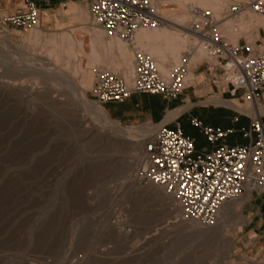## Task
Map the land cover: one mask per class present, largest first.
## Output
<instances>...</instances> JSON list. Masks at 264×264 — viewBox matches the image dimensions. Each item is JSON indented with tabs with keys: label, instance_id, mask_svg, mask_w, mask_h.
Segmentation results:
<instances>
[{
	"label": "rangeland",
	"instance_id": "1",
	"mask_svg": "<svg viewBox=\"0 0 264 264\" xmlns=\"http://www.w3.org/2000/svg\"><path fill=\"white\" fill-rule=\"evenodd\" d=\"M153 1L161 11L175 0ZM225 2L229 7L233 0ZM82 8L88 17L83 16ZM82 8L73 20L60 15L56 25L41 19L35 27H16L0 21V32L20 44H5L8 59L0 54V264H264V225L254 230L261 218L250 223L252 213L246 209V195L232 204L242 207L244 223L238 225L241 221L232 210L228 220L222 217V231L217 238L202 242H195L198 237H193L190 227L178 229L172 225L179 220L163 216L157 211L160 206L122 196L120 186L127 174L115 171L127 157V149L87 134V129L99 123V117L83 108L75 91L69 88V77L76 85L88 87L85 76L93 78L94 69L104 67L121 73L126 67L117 65L120 55L115 48L111 66L108 59L90 65L87 49L79 51L77 36H89L85 27L105 33L91 23L86 1ZM194 9L187 10L188 23ZM244 34L241 35L246 37ZM249 34L253 41L258 38L255 33ZM225 36L232 40L231 35ZM21 53L26 61L20 58ZM54 53L59 56L55 58ZM54 58L56 68L52 67ZM205 60L208 58L204 54L198 63L188 65L192 78L186 84H195V91L187 89L175 104L177 108L189 105L178 120L182 125L186 122L194 135L198 129L190 123L192 114L215 126L224 121L212 109L229 110L249 119L256 115L206 102L210 97L232 99L225 93H216L202 75L193 72ZM28 65L55 68L66 79L57 81L53 74H33ZM91 84L86 96L93 102ZM7 85L21 88L10 91ZM136 99L101 106L115 122L132 128L152 121L150 111L143 107L148 96L137 94ZM236 100L244 105L250 103ZM258 107H264V101H258Z\"/></svg>",
	"mask_w": 264,
	"mask_h": 264
},
{
	"label": "built area",
	"instance_id": "2",
	"mask_svg": "<svg viewBox=\"0 0 264 264\" xmlns=\"http://www.w3.org/2000/svg\"><path fill=\"white\" fill-rule=\"evenodd\" d=\"M86 1L91 23L107 37H117L134 49V71L130 77L106 68L94 69L90 89L93 102L123 103L135 94L158 95L171 102L192 86L184 80L191 51L182 55L169 76H164L155 60L134 45L137 30L165 24L158 4L153 0ZM23 2L24 8L7 16L5 22L16 27L37 26L40 10L36 0ZM246 10L264 17V0H233L221 19H215L209 9L196 8L189 30L197 39L196 49L202 48L208 58L204 62L214 68L206 79L210 86L231 99L258 103L264 101V27L259 28L255 41L242 35L236 43L229 42L220 29L222 20L239 18ZM162 121L147 123L154 131L141 139L136 176L144 187H160L181 207L184 221L210 227L225 204L249 193L264 192L263 115L250 117L249 125L239 129L249 141L236 145L227 143V137L236 132L234 128L208 125L190 116L191 125L205 137L210 149H198L195 138L186 134L178 121L173 127L171 122Z\"/></svg>",
	"mask_w": 264,
	"mask_h": 264
},
{
	"label": "bare ground",
	"instance_id": "3",
	"mask_svg": "<svg viewBox=\"0 0 264 264\" xmlns=\"http://www.w3.org/2000/svg\"><path fill=\"white\" fill-rule=\"evenodd\" d=\"M172 2H173L172 6L165 7L163 10L160 11V13L162 14L164 18L165 24H167L166 26L140 28L139 30H137L134 36L135 47L149 54L155 60L159 70L162 72L164 76L170 75L172 68L180 62V59L184 53H187L188 51L192 52V56L190 57V61L188 64L189 66L191 65V63H198L204 56V51L202 48L196 49L197 39L189 30L190 23H188L189 17L187 16V13H188L187 10L189 8L194 9V7L199 6L198 8H204V9L211 10L214 14L215 19H221L224 11L228 8L227 2H225V0H175ZM176 12H178L180 15L174 16ZM81 13L83 14V16L85 15V17H88V14H85V11L83 10V8L81 10ZM260 27H264V17L261 15H256L250 10L244 11L240 15L239 18L224 19L221 21V24H220L221 31L224 32V34L231 35L232 40H230L229 38L228 39H229V42L232 41L233 43H236L240 35L243 33L247 34L246 36L247 40H249L248 38L251 36L249 33L251 34L255 33L256 35L255 34L254 35L259 37ZM85 30L89 34V36L87 38L84 36H77V39H78L77 41L79 42L77 43L79 44L77 45V47H79L80 52L86 51L87 49L89 54H86V55L87 56L89 55L88 59H89L90 65L95 64V63L96 64L101 63V61H103L104 63V60L108 59L110 62L109 66H111L112 50L115 48L116 51L120 55V60L119 62H117L118 63L117 65L120 66L123 64L126 67V70L121 73L125 75L127 78L133 74L134 68L132 64H134V49L132 48L128 49L126 43L123 40L117 37H112V38L107 37L105 33L99 32L97 28L91 27L87 29L85 27ZM67 40L68 39L65 37V40H64L65 43H68ZM250 41H253L251 37H250ZM8 43H11V44L15 43V45L17 46L20 45L16 42V40H14V38L13 39L12 37L10 38L8 34L6 33L2 34L0 32V54L3 55V57L1 58H3L4 60L8 59L7 54H6L7 53L6 45H5ZM49 48H51V50L53 51V47H49ZM52 51H49L48 49V52L51 53ZM54 54H55L54 55L55 58L59 56V55L57 56L56 53ZM19 55H21L20 58L22 59L25 58L24 54L21 53ZM49 55L52 56L53 54L51 53ZM55 58H54V62L52 63V65L54 66L52 67H55V63L57 60ZM32 59L41 61L42 63V59L36 58L34 56ZM26 60L27 58H25V61ZM41 63H36V64L40 65ZM13 65L14 64H12V66ZM17 65H14V66L19 67ZM22 66L23 65H21V67ZM36 66L28 65L27 67L29 69V72L33 74L34 73L40 74V75L53 74L56 76L57 81L58 80L62 81L66 79L65 77H61L58 74V72L55 70L56 67L45 70V69H42ZM98 66H102V65H98ZM15 72L17 71L15 70ZM73 72L78 73L75 70ZM191 76H192V73L188 72L184 79L185 82L191 79L192 78ZM85 80L87 82L88 87H80L79 85H76L72 77H69V81H70L69 88L75 91V95L78 97L83 108L85 107L89 109L90 112L91 111L93 112V113L91 112L92 115L95 116L96 114L99 117L97 118V122L99 121V123L94 124L92 127L87 129L86 130L87 134L90 135V137L92 135H95L96 137L99 138V140L105 141V143L110 141L111 143H115L118 146L125 147L128 152L127 157L123 159V162L120 163V166L115 171L116 174L117 173L127 174L126 175L127 180H125L120 186V188L122 189V193H123L122 196H126V198L128 197L140 203L151 202L154 205L160 206V208L157 209V211L163 213V216H167L170 218L177 217V219L180 221L179 222L175 220L173 222L174 224L172 225L176 226L178 229L188 228V227L191 228V231H192L191 233L193 237L194 238L198 237L195 240V242L210 241V240L212 241L215 238H217L219 233L222 231L221 221L223 220V218L225 221L228 220L226 217L229 216V213L232 210L234 211V213L238 216L239 220L241 221L238 225L241 226L244 223L245 215L242 212V207L232 206V204H234V202L236 201L225 204V206L220 212V215L218 216V220H219L218 223H215L210 227H203L195 223L184 221L181 218V215H182L181 207L177 203H175L168 195H166L160 187L142 186L137 180L136 174H133V170H134V166L137 167L140 164L141 139L143 136L151 134L154 131V128L149 124L135 126L132 128H126L120 125L119 123L115 122L110 116L109 112L106 110V108H104L101 105H97L96 103L88 100L86 96V90L90 87V84L92 83V78L91 76H87V77L85 76ZM7 86H8L7 90H10V91L12 90L20 91V88H21V87L16 88L14 86L10 87V85H7ZM206 102L214 103L217 105L231 106L237 110L246 111L252 114H256L258 116L264 113V107H258V103L255 101H250L249 104L244 105V104H241L236 99L226 100L220 97H213V98L210 97V99L207 100ZM188 106L189 105H185V106L176 108L175 110H168L164 119L162 118L163 120L162 123L170 122L171 120H174L184 110H186ZM249 195L250 193L246 195V197H248ZM175 222H179V223H175ZM172 228L173 227H166L165 229H172ZM125 234H128V233L125 232ZM126 236L127 235H125L124 237L127 238Z\"/></svg>",
	"mask_w": 264,
	"mask_h": 264
},
{
	"label": "crops",
	"instance_id": "4",
	"mask_svg": "<svg viewBox=\"0 0 264 264\" xmlns=\"http://www.w3.org/2000/svg\"><path fill=\"white\" fill-rule=\"evenodd\" d=\"M86 0H36V3L39 7L40 10V19L48 25H53V24H59L58 17L60 15H65V16H71V20L75 19V16L79 15V10L82 8V2ZM87 2V1H86ZM88 7L89 3L87 2ZM73 7V9H72ZM24 8V2L23 0H0V21L5 22V18L9 15L15 14L17 11L20 9ZM90 9V8H89ZM264 34H261V37H263ZM197 75H202L203 79L206 80L213 72L214 68H212L210 65L207 63L203 62L200 65H196V68L193 71ZM192 86L189 88H193L191 92L195 91V84H191ZM190 92V93H191ZM190 93L187 94L188 98L191 100ZM217 93V92H216ZM149 100L147 104H144L143 107L145 106L148 108L150 111V117L152 121L159 122L164 119L165 114L169 110V108L175 109L176 101L173 100L171 102H168L164 100L161 96L158 95H147ZM137 94H135L131 99L128 101H137L136 99ZM151 97V98H150ZM180 99V98H179ZM185 100V99H184ZM126 101V102H128ZM160 103H159V102ZM194 106H198L197 102H194ZM136 107H139V102H136ZM210 112V110H207ZM211 111L221 115L223 117V123L216 125L220 126L224 129H230L234 128L235 130H238L232 134H230L227 137V143L230 145H236V144H246L248 143V139L244 138L242 133L239 131V129L243 126H248L250 123V119L245 116H238L232 111L225 110V109H212ZM166 112V113H165ZM165 113V114H164ZM192 116H196L199 119H201L198 115L192 114ZM264 116V115H263ZM236 117H240L241 121L237 122ZM179 116L175 118L174 120H171L170 126H174V122L178 121L180 124L181 122L178 120ZM202 120V119H201ZM203 121V120H202ZM204 122V121H203ZM182 125V124H181ZM208 125H211L208 123ZM186 126V122L182 125ZM215 126V125H212ZM195 128V127H194ZM197 129V128H195ZM188 135H191L192 137L195 138L196 140V146L198 149L201 148H211L210 144L206 141L205 137L199 132H197L196 135L192 134L191 131L187 133ZM246 209L249 211V213H252V217L250 220V223L254 221L255 218L260 217L261 221L259 223V226H254V230L256 227H260L264 225V192L263 193H252L248 196L247 201H246Z\"/></svg>",
	"mask_w": 264,
	"mask_h": 264
},
{
	"label": "trees",
	"instance_id": "5",
	"mask_svg": "<svg viewBox=\"0 0 264 264\" xmlns=\"http://www.w3.org/2000/svg\"><path fill=\"white\" fill-rule=\"evenodd\" d=\"M240 121H241V118L239 117L237 122H240ZM183 130L186 134L189 132L186 126H183ZM236 131H238V130H236Z\"/></svg>",
	"mask_w": 264,
	"mask_h": 264
}]
</instances>
